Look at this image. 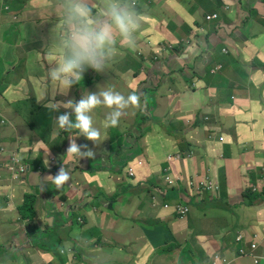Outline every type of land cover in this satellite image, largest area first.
Wrapping results in <instances>:
<instances>
[{"label":"crops","instance_id":"obj_1","mask_svg":"<svg viewBox=\"0 0 264 264\" xmlns=\"http://www.w3.org/2000/svg\"><path fill=\"white\" fill-rule=\"evenodd\" d=\"M148 2L139 0L137 38L145 40L131 57L127 51L115 60L123 59V73L114 71L123 78L121 92H140L146 105L126 109V129L133 131L124 137L114 128L108 135L93 117L102 139L107 137L94 145L78 130L62 134L51 119L69 109L44 105L50 99L78 101L106 87L102 80L110 70L84 73L83 85H73L66 95L57 91L54 98L49 84L40 102L36 96L55 57L48 23L61 15L59 0H0V114L7 118L0 141L30 168L21 182L0 181V264H127L131 258L134 264H148V258L166 263L173 257L166 246L171 241L174 257L188 264H212L214 255L229 258L239 248L247 252L249 241L264 253V3ZM214 13L216 20H205ZM162 45L166 54L160 58ZM16 53L31 55L26 59L40 63L41 72L21 76L11 67ZM93 79L98 83L89 84ZM28 84L36 102L28 97ZM19 99L30 110L36 106L33 120L24 108L14 115ZM70 139L95 156L66 153ZM115 141L123 145L118 155L112 154ZM99 151L111 155L104 160ZM141 155L144 167L128 177L123 168ZM61 167L70 180L57 188L52 176ZM143 176L147 184L159 185L150 197L144 195ZM165 176L176 182L165 184ZM174 205L188 207L186 216L173 213ZM18 208L32 215L22 224L8 217L19 214ZM240 264L252 261L246 255Z\"/></svg>","mask_w":264,"mask_h":264},{"label":"clouds","instance_id":"obj_2","mask_svg":"<svg viewBox=\"0 0 264 264\" xmlns=\"http://www.w3.org/2000/svg\"><path fill=\"white\" fill-rule=\"evenodd\" d=\"M262 2L264 3V0ZM59 6L61 9V30H54L50 45L55 52V57L49 61V64L53 66L48 70L44 81L41 83L36 96L37 100L45 99L48 94L49 84L51 85L53 98L57 91L66 95L73 85H83L82 83H85L86 78L82 80L84 73L96 75L97 72H105L126 51L135 52L137 50V34L142 28L139 0H99L97 7L101 9L100 12L94 10L90 0H59ZM217 18L218 15L215 13L205 16L207 21L216 20ZM168 48H171V46L169 45ZM165 51L166 46L162 45L159 47L157 55L160 58L165 57ZM132 67L136 73L138 64ZM218 69H220V66H217L216 70ZM161 71H165L164 66L161 67ZM116 74L119 75L118 73ZM98 81L93 79L89 84L94 85ZM149 82L153 83L154 86L153 79L149 80ZM151 87V85L145 86V93H150ZM128 89L133 88L130 86ZM121 91L123 90H116L110 82L109 86L101 87L96 92H87V95H83L78 101L53 102L50 99L44 106L51 110H58L61 106L69 109V112H62L56 117V125L64 131L78 130L79 136L82 135L87 140L92 141L94 145H99L107 139L106 136L102 139L101 128L96 126L93 118L97 116L100 118L99 107H104L100 119L104 122L103 129L105 131L119 125L120 118L126 109L130 107L142 108V95L133 92L125 96ZM96 108H98L97 111L93 112ZM107 109H110L108 113H106ZM1 119L2 115L0 114V121ZM82 148L85 150L82 151ZM66 153L79 158H93L95 156V152L92 149L88 148L87 145L77 144L75 139H70ZM15 159L22 161L17 155ZM63 163L65 161H61V165ZM128 167L132 168V175L127 172ZM143 167L144 163H142L140 158L134 157V165L127 164L125 173L131 178L134 177L137 170H141ZM164 172H166V169H164ZM52 179L56 187L60 188L70 180V175L61 167L52 176ZM163 181L167 185H172L176 182L168 184L165 177H163ZM78 183H81L80 180L76 181V184ZM156 187H159V185L156 184ZM157 196L160 197V194ZM154 198L155 195L152 196V199ZM177 206L181 205L172 206V211L175 214H177L175 212ZM163 207L166 208L167 205L164 204ZM181 207L187 209V214L189 211L188 207ZM18 212L19 214L14 213V215H9L8 217H15L16 221L22 224L25 221L23 218L32 216L21 208H18Z\"/></svg>","mask_w":264,"mask_h":264},{"label":"rangeland","instance_id":"obj_3","mask_svg":"<svg viewBox=\"0 0 264 264\" xmlns=\"http://www.w3.org/2000/svg\"><path fill=\"white\" fill-rule=\"evenodd\" d=\"M143 1L148 2V0H143ZM91 3H93V0L91 1ZM148 3L150 5V1ZM93 4L97 6L99 4V0H95ZM60 26H61V15L53 17L52 21H50L48 23V28L51 29L52 31H54V30L59 31L57 29L60 28ZM146 32H147V34H146V36H147L150 33V29H147ZM144 40H145V37L141 38V39L137 38V42H140V43ZM138 47L139 46H137V50H138ZM132 53L133 52L130 51V57L132 56ZM27 56L31 57V55H28V54L23 55L20 53H16L11 60V67L17 66L21 70V76H25L30 71H33V73L41 72V70H42L41 64L37 63V62H33L32 58L27 60L26 59ZM122 60L120 59L118 61H114L111 65L110 69H109L110 74L102 80V83H105V84L107 83L106 86H109V84L111 82L114 85V87L116 88V90H121L122 86H123V78L114 72V71H120L118 73H120V74L123 73L124 69H123ZM37 66H39V67H37ZM31 81L34 82L33 79H31ZM28 86H29V84H28ZM138 94L141 95L140 92H138ZM28 97L35 99L34 102H36V97L33 98V93L31 92L30 86L28 88ZM41 101L42 100H40V102ZM40 102H39V104H40ZM145 105H146V103L142 102V108L143 109H144ZM19 108H24L31 119L33 118V116H35L37 114L36 106L34 105L30 110L29 105H25V101H23L22 99L16 100L15 103L13 104L12 111L14 112V115H16ZM103 108L104 107H99L100 118L103 114ZM130 108L133 110H137V108H134V107H130ZM109 111H110V109H107L106 113H108ZM126 114H127V110H125L124 114L121 116L119 125L117 127H115L114 130H112L113 133H119L121 135V137L127 136L129 132L133 131L132 127H130L129 125H127L128 129H126V122L124 121ZM17 115L20 117H23V115L22 116L20 114H17ZM51 119L55 120L56 118H51ZM6 122H7V118L2 116L0 124L3 125ZM103 124H104V122H102L101 125L103 126ZM46 125H47V128H43L42 132H43V136L47 139L50 136L49 135L50 129L48 128L49 121H46ZM106 132L108 133V135H110L111 128L107 129ZM116 135L118 138L119 137L118 134H116ZM146 136H148V135H146ZM62 138L63 137L61 136V137H59L58 140H61ZM122 146L123 145L121 143L118 144V142L115 141V144H113V146H112L114 149L112 151V154H116L117 151L122 152V150H123ZM99 153L102 154L101 157H103L104 160H106V156L110 157V155H111V153H109L108 151H106V152L105 151H99ZM116 155H118V154H116ZM15 157H16V152L13 150V148H8L7 145L3 141H0V176H1L0 181H2L3 179H7L8 183H11V182L18 183V182H21L22 179L24 178V176L30 171V168H29V165L27 162L24 163L23 161H17V160H15ZM139 158L142 161V163H144V156L141 155ZM123 161H125V159H123L121 162H119L117 164V167ZM75 164H81V163H73V165H75ZM100 164L102 166V162ZM70 166H72V165H70ZM124 170L125 169L123 168L122 171H124ZM145 177L146 176L142 177L143 191H144L145 197H150V191L152 188L156 187V184L155 183L147 184L145 182ZM166 246L171 248V251L169 252V254L173 255V257L169 258L166 263L162 262V260H156V259L148 258L147 259L148 264H176V263H174V260H177L178 264H188L185 261H183V259L181 257H176V258L174 257V255L177 253V251L174 249V242L173 241L166 244ZM182 256L185 258V256H186L185 253H182ZM134 259L135 258H131V259L127 260V264H134V262H133Z\"/></svg>","mask_w":264,"mask_h":264},{"label":"built area","instance_id":"obj_4","mask_svg":"<svg viewBox=\"0 0 264 264\" xmlns=\"http://www.w3.org/2000/svg\"><path fill=\"white\" fill-rule=\"evenodd\" d=\"M127 172L132 175V168L128 167ZM165 180L167 181L168 184H172L176 181V178L165 176ZM175 212L180 216H184L187 212V209L185 207L177 206L175 208ZM241 238H242L241 236H238V238H236V241L240 242ZM258 247H259L258 242L249 241L247 252H244L241 248H239V250L236 253H234L230 258H226V257L219 258L218 255H215L213 259V264H215V260H220L221 264H240V258L246 255L250 257L252 264H264V253L258 252Z\"/></svg>","mask_w":264,"mask_h":264},{"label":"trees","instance_id":"obj_5","mask_svg":"<svg viewBox=\"0 0 264 264\" xmlns=\"http://www.w3.org/2000/svg\"><path fill=\"white\" fill-rule=\"evenodd\" d=\"M91 1H92V0H91ZM91 1H90V2H91ZM93 3H94V0H93ZM93 3H92V5H93ZM67 132H68V131H64V130H63L62 134H67Z\"/></svg>","mask_w":264,"mask_h":264}]
</instances>
